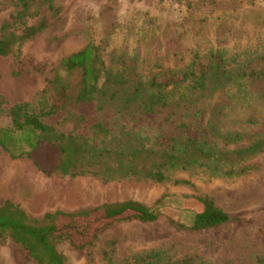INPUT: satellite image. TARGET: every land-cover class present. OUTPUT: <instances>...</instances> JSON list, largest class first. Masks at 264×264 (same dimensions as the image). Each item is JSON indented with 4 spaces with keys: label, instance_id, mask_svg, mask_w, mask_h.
Instances as JSON below:
<instances>
[{
    "label": "rangeland",
    "instance_id": "obj_1",
    "mask_svg": "<svg viewBox=\"0 0 264 264\" xmlns=\"http://www.w3.org/2000/svg\"><path fill=\"white\" fill-rule=\"evenodd\" d=\"M16 3L0 0V27L15 13ZM56 4L61 8L59 20L26 42L20 58L0 57L5 110L23 102L35 104L60 61L88 45L101 48L108 67L121 70L130 63L144 80L159 72L189 69L196 58L205 64L219 51L237 77L213 94L181 89L185 103L180 108L141 115L114 109L99 112L96 102H70L44 122L95 143L100 136L94 126L103 123L112 134L139 133L156 148L160 136L198 139L234 150L264 135V78L242 77L245 67L248 72L250 65L264 66V60L258 62L264 58L263 0H56ZM37 21L31 19L30 25ZM9 125V118L0 116V127ZM226 133L237 136L228 141L222 137ZM54 159L50 149L18 160L0 150V206L11 201L40 219L46 213H75L135 200L160 213L153 223L117 222L86 249L61 242L59 250L67 264H124L153 249L166 252L159 264L191 255L208 264H264V153L244 163L248 171L242 175L220 178L204 171L174 170L163 184L136 179L106 183L91 175L45 173L41 167L47 168ZM200 196L211 197L231 220L200 232L178 229L172 222L193 224L202 209L196 199ZM0 264L37 263L19 244L0 239Z\"/></svg>",
    "mask_w": 264,
    "mask_h": 264
},
{
    "label": "trees",
    "instance_id": "obj_2",
    "mask_svg": "<svg viewBox=\"0 0 264 264\" xmlns=\"http://www.w3.org/2000/svg\"><path fill=\"white\" fill-rule=\"evenodd\" d=\"M16 7L15 13L0 27V57L20 58L24 44L51 28L61 13L56 0H17ZM45 11L48 14L42 15ZM36 18L37 23L30 25L31 19ZM247 67L242 77L264 78V66L255 69L250 65L248 72ZM236 77L227 69L223 53L217 51L210 54L205 64L196 58L189 69L159 72L144 80L130 63L121 70L108 67L101 48L88 45L60 61L35 104L23 102L5 110L0 97V116L10 120L8 127H0V150L18 160L50 149L55 159L47 168L41 167L45 173L72 178L91 175L106 183L136 179L163 184L174 170L204 171L220 178L242 175L248 171L243 164L264 153V135L249 146L234 150L221 149L198 139L160 136L156 148L139 133L112 134L103 123L94 126L96 135L100 136L99 143H95L85 136L60 132L44 122L70 102H96L99 112L114 109L120 113L157 114L185 103L181 89L201 95L213 94L230 85ZM235 136L234 133L222 135L228 141H233ZM196 199L202 209L189 227L172 222L178 229L200 232L221 227L231 220L211 197ZM159 218L157 210L135 200L75 213L56 211L40 219L7 201L0 206V239L22 246L37 264H67L66 256L59 250L61 242L68 241L75 249H86L94 245L103 229L117 222L153 223ZM165 254L162 249L146 250L124 264H159ZM170 263L208 264L196 255Z\"/></svg>",
    "mask_w": 264,
    "mask_h": 264
}]
</instances>
